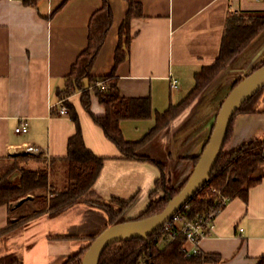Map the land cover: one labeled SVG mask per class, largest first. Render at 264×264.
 <instances>
[{
  "label": "crops",
  "instance_id": "crops-1",
  "mask_svg": "<svg viewBox=\"0 0 264 264\" xmlns=\"http://www.w3.org/2000/svg\"><path fill=\"white\" fill-rule=\"evenodd\" d=\"M135 1L141 5L142 16L131 19L130 40L116 61L119 26L128 7L126 0H109L112 23L90 71L95 77L112 74L122 96L149 97L150 118L119 122L124 139L129 141L140 139L153 127L155 113L178 103L193 87L194 74L214 62L229 16L248 17L264 11V0ZM101 4V0H0V166L23 154L19 150L23 144L38 147L47 162L66 156L68 138L75 131L66 101L77 113L85 146L104 158L93 186L94 196L129 200L141 192L139 207H144L160 175L158 166L123 158L105 137L90 114H104L91 86L86 88L90 113L81 103L80 91L66 98L58 95L72 64L87 45L89 19ZM262 62L264 29L138 154L162 164L173 187L181 186L191 174L194 159L201 154L233 82ZM171 78L177 80L176 87H171ZM61 106L66 114L59 113ZM21 122L27 131L17 133L15 128ZM255 137L264 139V113L238 114L224 149L234 150ZM257 173L262 178L249 189L247 200L230 199L216 215L210 235L199 244L202 254L219 257L215 264H257L264 255V165ZM25 203L0 205V229L8 219L23 213L18 211ZM76 206L80 208L73 209ZM87 212L89 207L78 203L55 217L41 215L8 236L1 245L14 240V247L0 254L19 248L17 257L22 264H52L84 243L57 236L73 234Z\"/></svg>",
  "mask_w": 264,
  "mask_h": 264
},
{
  "label": "trees",
  "instance_id": "trees-1",
  "mask_svg": "<svg viewBox=\"0 0 264 264\" xmlns=\"http://www.w3.org/2000/svg\"><path fill=\"white\" fill-rule=\"evenodd\" d=\"M64 1L66 0H62ZM101 1V6L92 13L89 19L87 45L72 64L64 80L63 88L58 90V95L60 98H66L80 91L81 103L90 113V96L86 88L91 86L104 108V114L101 116L90 114L93 121L102 129L105 137L116 145L123 158L150 161L158 166L160 175L154 181V190L160 191L161 196L150 199L138 215L120 221L123 222L147 218L161 212L169 199L183 187L186 180L181 186L174 188L163 165L147 156L139 155L138 150L171 120L179 116L245 48L248 42L264 29V11L248 17L239 14L229 16L219 54L214 62L203 66L194 74L193 87L178 103L169 106L163 112L155 113L153 127L140 139L129 141L124 139L119 122L123 119L150 118L152 115L151 102L149 97L122 96L112 74L102 77L91 75L93 61L112 23L109 0ZM126 2L128 8L119 26L116 61L120 60L122 49L127 47L130 40L131 19L142 16L139 2L135 0H126ZM261 65H264V62ZM242 78H237L232 87ZM97 82H102V84L98 85ZM64 103L75 125V131L67 141L66 156L51 158L44 167L29 168L17 161L27 160L28 155L23 153L15 157L12 162L0 166V205L6 204L10 207L12 203L27 197L31 198L32 202V207H27L22 214L8 219L5 227L0 229V246L8 236L17 233L39 216L55 217L69 207L83 203L89 207L84 223L74 227L73 234L58 235L57 238L82 240L84 243L77 250L59 256L52 263L81 264L82 256L92 240L106 227L118 223L121 213L128 207L133 197L129 200L111 197L116 207L100 203L101 201H94L93 186L104 158L96 156L85 146L77 113L71 104L66 101ZM257 113H264V86L235 111L229 122L225 141L232 132V123L236 115ZM198 158L199 156L195 157L194 164ZM262 165H264V139L251 138L230 151H226L223 145L207 182L188 199L176 215H179L181 220H191L197 215L214 210L220 211L230 199L238 197L246 201L249 189L262 178V175L257 173ZM13 174L16 175L11 178ZM222 198L226 199L225 203H222ZM77 229L78 232L74 231ZM183 245L182 236L167 240L160 227L146 237L121 240L107 245L101 251L96 264H215L220 260L217 255L201 252L196 256L185 257L181 251ZM0 264L22 263L14 252H8L0 254ZM257 264H264V255L258 258Z\"/></svg>",
  "mask_w": 264,
  "mask_h": 264
},
{
  "label": "water",
  "instance_id": "water-1",
  "mask_svg": "<svg viewBox=\"0 0 264 264\" xmlns=\"http://www.w3.org/2000/svg\"><path fill=\"white\" fill-rule=\"evenodd\" d=\"M264 86V65L244 76L234 85L220 104L213 128L194 168L178 193L169 199L164 209L147 218L127 220L103 229L85 250L81 264H96L101 251L109 244L121 240L146 237L168 222L175 213L208 180L210 172L222 150L229 122L241 104ZM20 199L10 206L19 204Z\"/></svg>",
  "mask_w": 264,
  "mask_h": 264
},
{
  "label": "built area",
  "instance_id": "built-area-1",
  "mask_svg": "<svg viewBox=\"0 0 264 264\" xmlns=\"http://www.w3.org/2000/svg\"><path fill=\"white\" fill-rule=\"evenodd\" d=\"M102 82H98L101 85ZM171 87L177 86V80L171 78ZM60 114H66L67 110L64 106L59 109ZM27 131V126L24 122H21L16 128L15 132L23 133ZM20 152L29 155L43 156V152L36 146L23 144L20 147ZM226 199L222 198V203H225ZM219 210L210 211L206 214L197 215L194 219L181 220L179 215H175L162 226V234L166 236L167 240H172L177 236L184 238V245L181 247V251L185 257L196 256L200 253L199 244L201 240L210 235L214 229V220Z\"/></svg>",
  "mask_w": 264,
  "mask_h": 264
},
{
  "label": "rangeland",
  "instance_id": "rangeland-1",
  "mask_svg": "<svg viewBox=\"0 0 264 264\" xmlns=\"http://www.w3.org/2000/svg\"><path fill=\"white\" fill-rule=\"evenodd\" d=\"M34 156H37V157H28L27 160H17L19 161L20 164H23L25 165L26 167H29L31 168L33 165H35L36 167H44L45 165H47V161H44V159L39 156V155H34ZM165 173L166 175H169V171L165 169ZM16 174H13L11 175V178H14ZM172 185V184H171ZM173 186V185H172ZM153 188L155 189V186L153 185ZM153 191L151 190V194L149 196V200L150 199H156L158 197L161 196V192L160 191H156L154 190ZM141 195L142 193L140 192L136 197L135 199L133 198L132 201L129 203L128 207L126 209H124V211L121 213L120 217H119V220L118 222H120L122 219H129V218H134L136 215H138L144 208V207H139L140 206V202H141ZM31 198L27 197V198H24L23 201H26V203L24 204L23 208H27V207H32V202L30 200ZM93 199L94 201L96 200L97 202H100V203H107V205H111V207H116V204L111 200V199H108V200H101V199H98L97 197L93 196ZM148 200V202H149ZM78 208H73V209H79L80 206H76ZM21 208V210H19L18 212L19 213H22V211H24V209ZM75 211V210H74ZM16 212V213H18ZM75 215H76V212H74ZM75 215L72 214V216L74 217ZM73 217L71 218L73 220ZM77 220V219H76ZM77 222V221H76ZM74 231H77L78 232V229L77 230H74ZM14 243V240H9L8 244L7 243H4L2 244L0 247V252L4 251L6 248L9 249ZM14 247V246H12ZM12 251L15 253L16 256L19 255L20 251H19V248H13ZM56 252V251H55Z\"/></svg>",
  "mask_w": 264,
  "mask_h": 264
}]
</instances>
